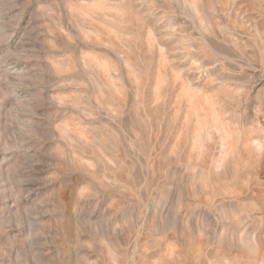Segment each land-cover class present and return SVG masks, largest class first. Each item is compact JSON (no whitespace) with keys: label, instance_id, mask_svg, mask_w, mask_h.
<instances>
[{"label":"clouds","instance_id":"clouds-1","mask_svg":"<svg viewBox=\"0 0 264 264\" xmlns=\"http://www.w3.org/2000/svg\"><path fill=\"white\" fill-rule=\"evenodd\" d=\"M16 2L27 35L0 32V264H264V0ZM56 36L84 57L63 100L66 85L13 74Z\"/></svg>","mask_w":264,"mask_h":264},{"label":"rangeland","instance_id":"rangeland-1","mask_svg":"<svg viewBox=\"0 0 264 264\" xmlns=\"http://www.w3.org/2000/svg\"><path fill=\"white\" fill-rule=\"evenodd\" d=\"M98 5H111L116 4L119 0H93ZM99 19L101 22L105 18L113 21L115 23L118 20V17L111 11L107 10L104 7L98 9ZM27 11L19 6L16 0H13V7L8 12H0V32H3L6 28L10 27L12 29V35L17 38L25 32L27 35ZM107 27L102 28L100 33L94 37L95 43L92 44L91 48L99 51L108 43ZM115 31V27H113ZM114 39V37H113ZM147 45L150 46L155 37L151 34L146 36ZM65 37H52L49 40V48L51 49V54L47 55L44 59L43 64L40 68H36L35 61L23 60L21 59V54H16L14 58L15 70L14 75L17 79L23 83L26 75H32L34 73L39 74L42 78H45L49 83H62L66 85L64 91L59 92L60 100H63L66 97L75 96L78 94L77 91L73 89V85L79 83L84 75V68L82 67L84 57L79 53V50L73 46V49L69 51L64 47ZM96 52L91 49L88 52V58H95ZM6 57L0 56V65H4ZM26 66V67H25ZM0 77L5 81L8 80L7 73L0 72ZM13 88L16 89L17 85L13 84ZM30 89L25 87H20L19 92H25ZM35 191L31 195H35L36 192L43 191L44 189L40 186L38 178L34 181ZM175 188L169 193V199L175 198ZM84 195V193H82ZM7 203V201H5ZM101 209H97L100 211ZM122 217L117 216L116 219L119 221ZM149 219H154L153 213L149 212Z\"/></svg>","mask_w":264,"mask_h":264}]
</instances>
